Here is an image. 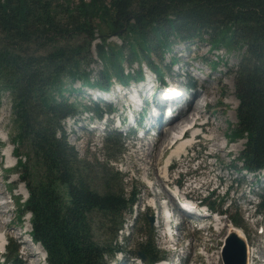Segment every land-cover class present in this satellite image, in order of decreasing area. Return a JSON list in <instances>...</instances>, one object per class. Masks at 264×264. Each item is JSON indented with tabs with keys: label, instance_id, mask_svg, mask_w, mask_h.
Here are the masks:
<instances>
[{
	"label": "trees",
	"instance_id": "1",
	"mask_svg": "<svg viewBox=\"0 0 264 264\" xmlns=\"http://www.w3.org/2000/svg\"><path fill=\"white\" fill-rule=\"evenodd\" d=\"M101 23L122 44L109 48ZM96 33L100 42L95 52L103 66L90 80L86 67L92 62L89 47ZM175 40L206 41L211 51L243 49L234 72L238 106L231 139H245L238 159L245 171L263 170L264 0H0V100L9 96L14 173L27 193L18 204V220L29 214V235L45 253V264H106L123 249L117 233L123 214L137 201L136 195L104 177V166H96L100 170L95 172L80 159L61 126L82 111L100 118L111 110L110 104L85 106L70 96L83 86L108 90L113 78L124 85L140 80L142 65L162 80L170 70L152 58L170 52ZM123 61L129 66L135 62L137 70L124 73ZM75 80L81 82L78 89L70 86ZM104 141L111 147L109 157L123 151L119 133L107 134ZM98 176L101 190L94 186ZM202 201L212 211L225 213L222 200L217 206ZM257 202L264 215V193ZM230 221L240 226L235 218ZM99 231L104 237L96 238ZM152 240L150 234L137 247L147 264L164 257ZM3 259L23 264L12 239Z\"/></svg>",
	"mask_w": 264,
	"mask_h": 264
},
{
	"label": "rangeland",
	"instance_id": "2",
	"mask_svg": "<svg viewBox=\"0 0 264 264\" xmlns=\"http://www.w3.org/2000/svg\"><path fill=\"white\" fill-rule=\"evenodd\" d=\"M73 1L76 2L77 0ZM84 1L88 2L89 0ZM99 28L105 35V44L109 48L115 49V46L122 44L120 38L106 32L103 23L99 24ZM99 42L96 33L95 39L89 47L92 62L86 67V71L90 72V80L94 79V76L103 66L102 61L97 58L95 52V45ZM171 48V51L165 55H153L152 60L169 68L170 72L163 73L164 80L179 85V89L184 91L187 98L189 97L195 104L200 105L202 116L199 121H207V124L203 127L204 134L198 139L192 140L180 157H174L171 160L170 167L172 166V168L169 167L168 170L166 168L167 177L160 178V182H157L156 178L161 177V168L170 150L160 148L158 142L156 143L158 136L155 137L151 134L154 132L159 134L160 130L164 128H162L163 123L155 124L154 128L147 129V123L151 122L148 120L149 110L143 112V115H145L143 126L145 128L142 129L138 125V132L132 138H130V134L126 136L125 127L120 128L123 130L119 132L124 141L122 142L123 151L118 156L109 157L112 153L109 150L111 147L106 145L104 141L105 134L108 131L111 133L115 130L113 128H116V115L127 111V106V115L132 114L134 118H140L141 121L144 117L141 113L136 115L133 108H131L134 105L128 102L126 96L124 97L127 86H132V81L124 85L113 78L107 96L100 93L101 91L95 92L94 90L91 91L92 89L86 90V86L80 87L81 82L79 80H75L70 84L72 88H81L79 93L70 96V101L75 100L82 105L91 106L93 102L103 100L100 97L104 96L111 101V108L117 114L112 115V119L108 114L106 117L103 116L102 122L93 120L89 111L82 113V116L78 117L79 119H64L61 126L68 143L74 147L80 159H84L92 167H95V172L100 170L96 166H104L107 172L104 177L112 178L113 183L118 188H121L126 194L133 193L137 199L136 205L132 208V213L125 212L123 214L125 224L123 223L122 230L117 233L116 242L122 244L124 250L121 255L115 253L113 257L108 258L106 264H127V260L137 252L139 244H144L150 234L154 236L152 242H154L155 248L164 252L165 257L168 256L169 259H172V254H165L167 248H174L173 244L167 240L170 229L172 232L177 230L176 236H173L176 240L175 246L177 245L175 251H178V253L184 252L188 259L194 260L196 264L200 263L201 257L195 255V252L198 249L197 242L205 232L193 230L189 226V218L177 211H174L176 219L179 222L182 221L177 229L169 225L167 233L162 226V204L164 200H169L173 191L174 180L177 177L182 183V192L189 194L194 199L193 203L207 196H209V202L214 203L215 206L218 205L220 200H224L225 203L221 210L226 214L219 218L220 223L227 224L230 218L240 221L241 230L246 237L244 239L250 245L251 250L254 251L255 264H264V249L261 248L264 243V229L261 228L264 226V216L261 211L255 214L256 212L253 213L254 209L250 210L248 208V200L255 203L258 201V194L264 193V169L251 173L245 171L238 163L245 139L235 141L231 139L233 126L236 123L234 114L238 106V102L234 97V72L238 68L244 51L243 49L226 50L224 48L211 51L206 41L190 43L175 40ZM126 49L127 47L123 50L124 54L127 52ZM213 61H217V64L212 66ZM121 66L124 73H132L137 70L135 62L129 66L123 61ZM199 69L203 73L202 75L197 74ZM142 74L145 78H155L154 73L143 65ZM188 78L193 79L195 86L190 91L183 88L187 85ZM207 86L212 88L214 93L205 99L203 93ZM193 93L197 95V98L192 97ZM204 101L206 105L203 109ZM181 105L185 107L184 104ZM190 107L191 105L186 113L190 111ZM93 127H97V129L94 130ZM13 133L14 123L10 100L9 96L4 94L0 100V176H2L0 178V192L3 193L0 202L8 201L7 193L19 195V198L14 200V204L9 203L5 204V207H0V210L7 211L0 220V226L4 228L0 229V246L6 244L7 239H12L18 245V257L23 264H43L41 261L43 252L39 251L40 255L29 257L28 252L32 251L29 248L35 249V245H31L26 237H20L17 234H23L24 230L30 232V225L28 223V213L21 218L20 222L18 220L22 208L18 204L23 203L27 197L25 188L20 183L17 174L14 173L15 171H11L10 174L5 171L7 167L15 165L16 158L13 157L15 146L11 144ZM142 136L144 137L139 139ZM212 137L217 138V146L212 144ZM151 142L156 145L153 146L154 150L149 158L150 165L146 171L149 175L148 181L143 177L144 172L141 169L143 165L140 164L137 157L150 150ZM23 152L24 149L19 147L18 153ZM113 172H117V176H113ZM99 177L94 181V186L101 190ZM167 181L168 183H166ZM171 182L173 183L171 184ZM9 183L15 185L13 191L9 190ZM151 183L152 186H155L151 187ZM154 205L155 209H153ZM172 208H174V204ZM145 215L153 218L152 227H149ZM213 225L214 222H212ZM225 231L223 227L217 231L212 227L211 231L207 233L208 236L205 238L209 240L207 243L208 252L220 253ZM5 232L8 235H5ZM2 235L5 238L4 240L1 239ZM102 236L104 237L100 231L96 233V238ZM166 243L168 244L166 245ZM33 251H36V249ZM134 258L137 259L136 256ZM1 260L2 255H0ZM219 264H221V260Z\"/></svg>",
	"mask_w": 264,
	"mask_h": 264
},
{
	"label": "bare ground",
	"instance_id": "3",
	"mask_svg": "<svg viewBox=\"0 0 264 264\" xmlns=\"http://www.w3.org/2000/svg\"><path fill=\"white\" fill-rule=\"evenodd\" d=\"M163 84H165V86H166V91L163 92L161 89L159 91H156L154 78L153 79L148 78L147 81L144 83V85L134 86L131 88V90L127 89L125 94H124V97L127 94V97L130 98V102L133 105H136L137 107L140 105V103L143 104L144 98H148V100H149V106L147 109V110H149L148 120L151 121V122H149V124L147 123L148 128H152L155 126V124H159L165 120L168 121L166 124L163 125L164 128L162 127L163 129L160 130V133L157 135L158 140L156 141V143L158 142L160 148L170 150L164 159V165L161 168V177L156 178L157 182H160V178L164 179L167 177V173H166L167 165L171 162V160L174 157H180L183 154L185 149L191 144V141L196 139V138H194V139H192V138L194 137V135L198 134L199 128H201V130L203 131V127L207 124V121L199 122V118L202 116V110H201L200 105H197L193 101L188 100V102L186 101L187 103H186L185 107L181 106V105L177 106L178 102L183 98V96L185 98H187L184 95V91L179 89V85H175V83H173L171 81H165V80L163 81ZM129 88H130V86H129ZM128 90L132 93L129 94ZM188 90L190 91L191 89H188ZM213 93H214L213 89L210 88L209 86H207L204 89L203 96L205 99H207V97H210L211 95H213ZM141 94H142V96H141ZM190 105H191L190 111L188 113H186ZM165 110L167 112H165ZM175 111H177V112L172 116V114ZM124 117H125L124 123L126 125L125 127L131 126V124L133 123V119H135L133 117V115H131V116L127 115ZM126 118H127V120H126ZM183 130H191L190 131V137L187 138L186 140H178V141L174 142V135L173 134H178L179 131H183ZM191 136H192V138H191ZM161 140H162V142H161ZM211 141H212V144L214 146H217V138L212 137ZM154 145H156V144L151 142V146L149 148L150 150L143 152V154H141L139 157H137L140 164L143 165V167H141V169L144 172L143 177L145 178V180H148L149 175L146 171L150 165V159L149 158H150V156L154 150V148H153ZM219 150H221V148H219ZM0 178H2V176H0ZM166 183H168V181ZM172 183L173 182H171V184ZM154 186H152V183H151V187H154ZM2 195H3V193L0 192V199L3 197ZM183 195H184V193H183ZM173 204L174 203L172 201V198H169V200H167V201L164 200L163 204H162L163 205L162 209L164 210L165 207H168V208L173 207ZM1 206L5 207V202L0 203V207ZM182 211H185V210H182ZM200 211H201V213L203 212L202 210H200ZM6 212L7 211L0 210V220ZM177 212H179L181 215H184L186 217L189 216V214L186 212H180V210H178ZM162 226H163L165 232L168 233L169 222L166 219V217L162 220ZM219 226H221V227H219ZM213 227H214V230H216V231L222 227L225 228V230H226L225 234L228 232L229 233L230 232L235 233L244 242L245 252H246V264H255L256 260H255V256H254V251L251 250L250 245L245 240L246 239L245 234L241 230L240 227H236V226L232 225L229 221L227 222V224L223 225V223H220L219 218L214 219ZM2 228L3 227L0 226V229H2ZM5 231H7V230H5ZM4 234L8 235V234H6V232ZM17 234H20V233H17ZM173 234H177V233L172 232L169 234V236L171 238V240H170L171 243L174 245L176 240L173 237ZM207 236L208 235L206 232L203 236H200V238L203 240L199 239V241L197 242L198 249L196 252H198V253L195 252V255H197L198 257H201V261L199 264H219L220 263V253L219 252H216V253L208 252V244L207 243L209 242V240L205 238ZM244 237H245V239H244ZM29 249L32 250L31 252H28L29 257H34L36 255L38 256V255H40V252H43L38 244H35L36 251H33V250H35L34 248H29ZM42 255H43V257H42L41 261L44 264V262H45L44 261V259H45L44 252ZM263 255H264V253H263ZM182 264H196V263L194 262V260H190L188 258L186 260V258H185V261L182 259Z\"/></svg>",
	"mask_w": 264,
	"mask_h": 264
},
{
	"label": "water",
	"instance_id": "4",
	"mask_svg": "<svg viewBox=\"0 0 264 264\" xmlns=\"http://www.w3.org/2000/svg\"><path fill=\"white\" fill-rule=\"evenodd\" d=\"M149 225L152 224V218L148 217ZM137 256L145 260V256L137 253ZM222 264H246V252L244 242L232 232L224 235L222 250Z\"/></svg>",
	"mask_w": 264,
	"mask_h": 264
}]
</instances>
